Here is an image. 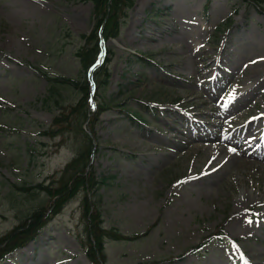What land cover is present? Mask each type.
Returning <instances> with one entry per match:
<instances>
[{
  "label": "rangeland",
  "instance_id": "1",
  "mask_svg": "<svg viewBox=\"0 0 264 264\" xmlns=\"http://www.w3.org/2000/svg\"><path fill=\"white\" fill-rule=\"evenodd\" d=\"M95 24L91 1L0 0V237L49 207L27 188L59 176L93 128L100 184L89 197L104 229L132 237H105L98 264H264V159L222 141L264 140V0H135L106 39V87L96 73L97 105L109 108L71 117L81 93L55 80H84L78 53L95 57L82 38ZM252 71L258 84L246 83ZM63 112L59 135H43ZM84 197L0 264H96ZM221 230L228 240L190 252Z\"/></svg>",
  "mask_w": 264,
  "mask_h": 264
},
{
  "label": "trees",
  "instance_id": "2",
  "mask_svg": "<svg viewBox=\"0 0 264 264\" xmlns=\"http://www.w3.org/2000/svg\"><path fill=\"white\" fill-rule=\"evenodd\" d=\"M91 1L95 8V29L93 30L92 36L88 37L83 35L82 38L91 40L94 42L95 48L98 53V41L100 29L103 26V37L105 39L117 37L120 33L121 24L125 18H127L128 10L133 6L134 0H87ZM260 5L261 2H258ZM93 50H88L87 48L80 49L79 57L83 59L85 67L94 62L97 57V53L93 58ZM88 61V62H86ZM111 59H107L105 66L102 67L104 71H100V76L103 78L102 84L104 87L109 83V69L108 63ZM101 69V70H102ZM49 78V76H48ZM51 83L52 80L49 79ZM56 83L71 87L81 93V100H79L78 105L71 108L70 116H75L81 107L88 106V98L90 95V86L87 81V78L84 76V80L80 81L78 79L70 78H57ZM50 83V84H51ZM53 85V84H52ZM53 89H50L49 98L54 97ZM109 108L107 102H100L98 105V111L93 112L89 110V116H95L99 113L104 112ZM87 110V109H86ZM128 117L132 120H137L138 114L131 113L128 111ZM67 115L65 112L58 114L54 119L52 126L48 127L46 131H43V135L49 136L50 138H55L60 133V128H56L58 125H63L66 122ZM63 118V119H62ZM62 119V121H61ZM91 133L95 135V131L91 128ZM86 142L88 143L85 146L84 150L75 151L74 159L69 162L65 168L53 178L48 184L42 182L30 189L28 191H36L44 193L49 197L50 204L49 207H41L40 209L35 210L29 217L22 221L18 226L7 234L0 237V261L6 259V257L14 252L15 250L24 247L28 242L35 239L38 233L42 230L43 227L47 225L51 217L60 213L64 207L70 203L74 198H76L80 192H84V199L82 202V218L87 224V231L89 233V257L98 264V261H105L104 253V242L105 237H114L118 240L127 239L132 240V237H126L120 233L112 232L110 230L104 229L102 226L101 215L96 210L95 204L91 201L89 197V192L95 191V188L98 187L100 181L95 178V175L92 174L93 163L92 157L95 153V145L90 136L86 135ZM16 188V185L14 186ZM25 191L24 188L20 189ZM223 231H218L214 236H222ZM198 250V247L195 248ZM102 255V256H101Z\"/></svg>",
  "mask_w": 264,
  "mask_h": 264
},
{
  "label": "bare ground",
  "instance_id": "3",
  "mask_svg": "<svg viewBox=\"0 0 264 264\" xmlns=\"http://www.w3.org/2000/svg\"><path fill=\"white\" fill-rule=\"evenodd\" d=\"M210 66L211 65H209V67ZM257 72L258 71H252L251 75L248 76L246 83H249L252 85L254 83H257V78H255V76H257ZM205 102L206 101H204L203 103H205ZM263 118H264V116H263ZM227 132H229V130ZM232 133L236 137H238L236 131H232ZM222 141L225 142L227 146H230L229 148L234 149V151L238 154L241 153L243 155L252 157L256 160L262 159V157H258L260 151H262L264 148V142L262 141V137L258 136V137H254V138H248L245 140L243 138L240 139V138H235L234 136H231L228 138H224Z\"/></svg>",
  "mask_w": 264,
  "mask_h": 264
}]
</instances>
